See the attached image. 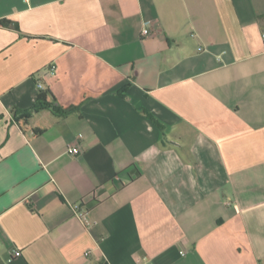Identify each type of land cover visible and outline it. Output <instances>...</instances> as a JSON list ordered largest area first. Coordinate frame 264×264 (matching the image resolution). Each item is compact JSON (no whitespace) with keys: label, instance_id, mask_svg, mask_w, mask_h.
Returning a JSON list of instances; mask_svg holds the SVG:
<instances>
[{"label":"crops","instance_id":"obj_1","mask_svg":"<svg viewBox=\"0 0 264 264\" xmlns=\"http://www.w3.org/2000/svg\"><path fill=\"white\" fill-rule=\"evenodd\" d=\"M5 19L0 264H264V0H0ZM39 81L75 111L33 138L12 110Z\"/></svg>","mask_w":264,"mask_h":264},{"label":"trees","instance_id":"obj_2","mask_svg":"<svg viewBox=\"0 0 264 264\" xmlns=\"http://www.w3.org/2000/svg\"><path fill=\"white\" fill-rule=\"evenodd\" d=\"M12 22L0 20V25L9 26ZM75 109L62 107L50 88L39 89L36 102L28 110L14 108L12 116L24 133H32L36 138L61 123ZM154 122L161 127L157 120Z\"/></svg>","mask_w":264,"mask_h":264},{"label":"built area","instance_id":"obj_3","mask_svg":"<svg viewBox=\"0 0 264 264\" xmlns=\"http://www.w3.org/2000/svg\"><path fill=\"white\" fill-rule=\"evenodd\" d=\"M154 23H150L149 24V26H146L143 30H142V36L144 37V38H148V37H150V36H152L153 35V32H154ZM56 72H57V68H56V66L55 65H52V66H50L49 67V69H48V73L50 74V75H52V76H55L56 75ZM38 88L39 89H43V88H45V86H44V84L42 83V82H38ZM69 152L71 153V154H73V155H79L80 153H81V150H80V148H78V147H74V148H71V149H69ZM82 215V213H80L79 214V216H81ZM90 254V252H87L86 253V255L88 256ZM21 255H22V253H21V251H19V250H16V251H14L13 252V257H15V258H18V257H21Z\"/></svg>","mask_w":264,"mask_h":264}]
</instances>
